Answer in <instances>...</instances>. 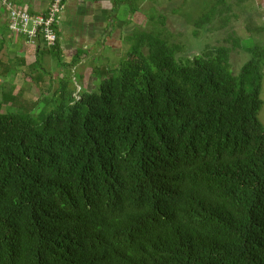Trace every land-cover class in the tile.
<instances>
[{"label": "trees", "instance_id": "1", "mask_svg": "<svg viewBox=\"0 0 264 264\" xmlns=\"http://www.w3.org/2000/svg\"><path fill=\"white\" fill-rule=\"evenodd\" d=\"M139 28L98 90L0 104V264H264V45L236 73Z\"/></svg>", "mask_w": 264, "mask_h": 264}, {"label": "rangeland", "instance_id": "2", "mask_svg": "<svg viewBox=\"0 0 264 264\" xmlns=\"http://www.w3.org/2000/svg\"><path fill=\"white\" fill-rule=\"evenodd\" d=\"M135 3L136 7L139 5L141 14L131 17L133 14L130 13L129 6L120 5L117 9L120 10V15L126 10L129 12L128 16L123 15L112 24L116 26L123 22L127 26V31L123 33L121 49L115 50L105 46L103 54L96 57V60L87 62L89 65L87 68L94 70L91 76L95 79L94 82L91 78L88 82V77L84 73L85 68L73 70L71 62L60 64L56 58V51L48 47L49 49L38 56V61L31 59L33 66L30 71L25 72L26 74L0 76L1 112H23L36 116L52 99L54 102L51 103L52 107L50 109L47 107L50 111L60 103L54 94L63 81L68 82V91L74 92L75 99L84 91L98 90L104 77L111 75L115 68L127 59L130 46L128 40L140 29L139 27L147 28L148 32L155 28L163 30L171 43L181 46L182 57H192L225 45L231 50L230 62L236 73H239L244 63L252 59L247 48L264 45V31L259 30L261 27L264 29V0H135ZM209 12L214 16L212 21L200 29L197 28L196 23L200 16ZM162 16L164 26L158 24ZM3 32L0 29V36ZM7 35L4 34L5 37ZM10 48L14 50V47ZM262 73L260 97L263 107L258 118L264 126V67ZM84 81L88 82L87 88L82 86ZM90 81L94 83L95 89ZM79 87L81 91L78 93Z\"/></svg>", "mask_w": 264, "mask_h": 264}, {"label": "crops", "instance_id": "3", "mask_svg": "<svg viewBox=\"0 0 264 264\" xmlns=\"http://www.w3.org/2000/svg\"><path fill=\"white\" fill-rule=\"evenodd\" d=\"M7 1L32 15L46 13L51 4V0ZM3 2L4 0H0V29L4 31L0 36V76H19L30 71L33 66L32 58L38 60V56L49 48L41 38L29 41L25 36L12 32L9 29V12ZM117 2L118 0H65L64 10L56 24L59 39L53 49L56 48L64 63L71 62L73 70L85 68L88 82L91 79L94 82L95 79L91 77L94 70L87 68V62L94 61L103 54L105 46L115 50H120L123 46L122 37L127 26L123 22L116 26L112 24L123 15L127 17L129 12L125 10L120 15V10H117L120 4ZM137 13L136 16L141 14ZM5 33L8 34L6 37ZM10 47H14V50ZM75 60L78 61L74 62ZM11 71L17 73L10 74ZM88 82H82V86L87 88Z\"/></svg>", "mask_w": 264, "mask_h": 264}, {"label": "built area", "instance_id": "4", "mask_svg": "<svg viewBox=\"0 0 264 264\" xmlns=\"http://www.w3.org/2000/svg\"><path fill=\"white\" fill-rule=\"evenodd\" d=\"M3 3L9 12V29L12 32L25 36L29 41L41 38L48 47H56L59 39L56 24L64 10L65 0H51L46 13L39 15H32L7 0ZM80 91L79 87L77 92Z\"/></svg>", "mask_w": 264, "mask_h": 264}]
</instances>
